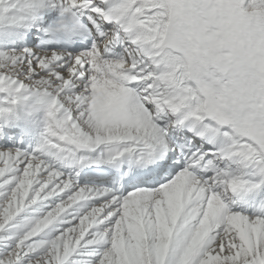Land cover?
Wrapping results in <instances>:
<instances>
[{"label": "snow or ice", "instance_id": "6c2138e0", "mask_svg": "<svg viewBox=\"0 0 264 264\" xmlns=\"http://www.w3.org/2000/svg\"><path fill=\"white\" fill-rule=\"evenodd\" d=\"M0 141V264H264V0H0Z\"/></svg>", "mask_w": 264, "mask_h": 264}, {"label": "bare ground", "instance_id": "6f19581e", "mask_svg": "<svg viewBox=\"0 0 264 264\" xmlns=\"http://www.w3.org/2000/svg\"><path fill=\"white\" fill-rule=\"evenodd\" d=\"M20 115L21 119L17 126L21 128L20 126L24 124L27 129L30 130V134L24 135L22 131L19 136H10V143L20 141V146L23 148H28L29 146L34 147L41 139V133L44 130V119L46 113L43 109H41L32 115H25L23 112H21Z\"/></svg>", "mask_w": 264, "mask_h": 264}]
</instances>
